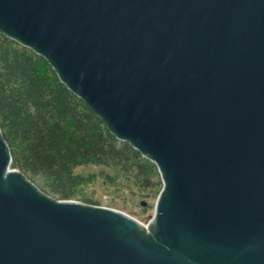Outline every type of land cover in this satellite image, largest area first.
Here are the masks:
<instances>
[{"label":"water","instance_id":"obj_1","mask_svg":"<svg viewBox=\"0 0 264 264\" xmlns=\"http://www.w3.org/2000/svg\"><path fill=\"white\" fill-rule=\"evenodd\" d=\"M0 30L163 183L146 223L54 199L0 129V264H264V0H0Z\"/></svg>","mask_w":264,"mask_h":264},{"label":"trees","instance_id":"obj_2","mask_svg":"<svg viewBox=\"0 0 264 264\" xmlns=\"http://www.w3.org/2000/svg\"><path fill=\"white\" fill-rule=\"evenodd\" d=\"M0 129L12 167L54 199L79 200L98 178L121 187L124 176L138 191L157 195L163 187L154 162L119 140L43 55L1 30ZM90 163L108 170L76 172Z\"/></svg>","mask_w":264,"mask_h":264},{"label":"rangeland","instance_id":"obj_3","mask_svg":"<svg viewBox=\"0 0 264 264\" xmlns=\"http://www.w3.org/2000/svg\"><path fill=\"white\" fill-rule=\"evenodd\" d=\"M102 169L108 170L103 165L90 163L78 166L76 172L88 175L99 173ZM119 180L122 186L114 187L103 184V181L98 178L95 184L84 190L79 200L85 201L86 197L91 198L100 205L118 209L145 223L149 222L154 213V204L158 195L138 191L131 181L125 180L124 176H119ZM143 201L147 202L146 207L141 205Z\"/></svg>","mask_w":264,"mask_h":264}]
</instances>
